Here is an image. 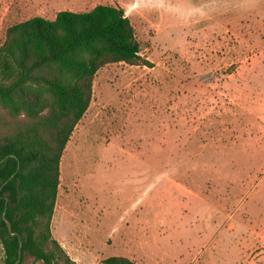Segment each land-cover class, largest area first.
I'll list each match as a JSON object with an SVG mask.
<instances>
[{
    "label": "rangeland",
    "instance_id": "obj_1",
    "mask_svg": "<svg viewBox=\"0 0 264 264\" xmlns=\"http://www.w3.org/2000/svg\"><path fill=\"white\" fill-rule=\"evenodd\" d=\"M69 1L121 4L148 63L96 72L61 156L52 237L70 252L74 233L99 234L83 253L104 257L121 224L150 236L140 264H264V0H0V45ZM18 120L0 107V132Z\"/></svg>",
    "mask_w": 264,
    "mask_h": 264
},
{
    "label": "trees",
    "instance_id": "obj_2",
    "mask_svg": "<svg viewBox=\"0 0 264 264\" xmlns=\"http://www.w3.org/2000/svg\"><path fill=\"white\" fill-rule=\"evenodd\" d=\"M55 14L10 25L0 45V107L19 119L0 132L5 264H77L51 234L62 153L89 106L96 72L111 62L148 63L120 5L98 3ZM101 263L137 264L120 255Z\"/></svg>",
    "mask_w": 264,
    "mask_h": 264
},
{
    "label": "crops",
    "instance_id": "obj_3",
    "mask_svg": "<svg viewBox=\"0 0 264 264\" xmlns=\"http://www.w3.org/2000/svg\"><path fill=\"white\" fill-rule=\"evenodd\" d=\"M69 2L68 3L62 2L59 4L56 3V7L60 8L59 10H57V12L60 10H63V9L72 10L73 12L74 11L80 12V11L89 10V9L77 10L76 7L79 6L78 5L79 3L78 4L75 2L73 3V1H69ZM96 4H98V3L93 4L91 6V8L94 7ZM120 6L122 7L121 4H120ZM125 227L127 228V226H125ZM126 228L123 229V226L121 224H118L111 229L109 234H107V235L112 236L114 243L111 246L106 241L105 245L107 247H110L111 249L109 248L110 251H109V253H107L108 255H106L104 257H102V255H103L102 254L103 251H101L102 249L100 250V252L98 249H95V250H92L91 253L90 252H88L87 254L83 253L84 248L87 246V244H85L84 237L85 238H93V236L95 237V235L102 237L101 235L96 234V233H94V234L90 233L88 236H87V234L77 235L76 233H74L73 243L71 244V243L67 242L69 249L72 248L73 250L70 252L69 251H67V252H69L71 257L75 261H77V264H94L93 261L88 260V259H84V258H86V256H88L90 254L93 255L95 253L98 254V257H100L99 258L100 264H102L101 261L104 258H106L107 256H112V255L126 256V257H129V259L133 260L135 263L140 264L141 251H143L145 249L146 245L150 242L149 241L150 236H149V234H146L143 232H138V231L133 232V229H134L133 226L131 228H128V229H126ZM123 230H126V231L122 234ZM78 232H80V231H78ZM107 235L105 237H107ZM146 239H148V241H146ZM63 246H64V244H63ZM89 246L91 247L93 245L89 244ZM93 259L95 260V257Z\"/></svg>",
    "mask_w": 264,
    "mask_h": 264
},
{
    "label": "water",
    "instance_id": "obj_4",
    "mask_svg": "<svg viewBox=\"0 0 264 264\" xmlns=\"http://www.w3.org/2000/svg\"><path fill=\"white\" fill-rule=\"evenodd\" d=\"M5 221H6V223H7V227H8V229H9V231L10 232H12V229H11V222L8 220V219H5ZM13 233V232H12ZM44 261L43 260H41V259H39L38 261H37V263H43Z\"/></svg>",
    "mask_w": 264,
    "mask_h": 264
}]
</instances>
